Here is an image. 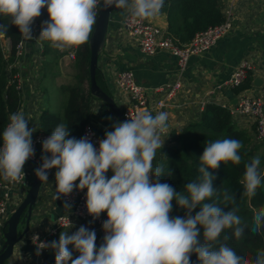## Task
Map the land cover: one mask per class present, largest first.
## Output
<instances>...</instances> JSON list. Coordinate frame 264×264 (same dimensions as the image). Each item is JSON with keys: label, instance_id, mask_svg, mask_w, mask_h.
I'll list each match as a JSON object with an SVG mask.
<instances>
[{"label": "clouds", "instance_id": "9594fccd", "mask_svg": "<svg viewBox=\"0 0 264 264\" xmlns=\"http://www.w3.org/2000/svg\"><path fill=\"white\" fill-rule=\"evenodd\" d=\"M164 5L165 0H0V17L9 21L0 23V30L6 32L9 25H15L23 40L35 39L39 46L48 42L65 52L89 41L101 8L115 6L130 18L144 21L158 16ZM45 8L48 19L41 21L40 34L34 38L32 25ZM8 119L0 137V179L13 184L24 179V166L35 155V130L23 111L11 113ZM168 119L167 112L145 110L117 120L111 130L105 129L98 147L87 133L76 138L65 124L55 126L41 141V164L34 169L35 176L46 183L49 171L56 169L55 200H63V206L70 208L66 198L86 189L89 224L103 213L107 219L102 222L99 247L95 229L81 225L72 234L61 231L58 241L37 243L39 238L34 236L37 256L52 249L55 264H241L242 257L232 247L225 243L214 247L225 230L232 229L240 238L249 226L236 209L224 211L218 203L209 202L217 191L209 169H218L222 162L239 165L242 142L234 138L209 141L199 156L200 175L184 185V191H177L161 182L164 169L153 166L165 142ZM260 165L259 155L245 164L240 184L249 197L264 183ZM231 198L225 194V200ZM173 201L185 210L183 216L172 215ZM250 227L253 233L264 227V207L255 212ZM251 264H264V249L257 251Z\"/></svg>", "mask_w": 264, "mask_h": 264}, {"label": "crops", "instance_id": "0c3cea01", "mask_svg": "<svg viewBox=\"0 0 264 264\" xmlns=\"http://www.w3.org/2000/svg\"><path fill=\"white\" fill-rule=\"evenodd\" d=\"M226 9L231 11L232 25L229 31L208 51L191 55L187 66L182 70L177 57L167 49H160L153 54L145 52L139 38L132 35L124 23L126 11L113 6L106 42L98 59V68L111 92L109 94L114 97L118 106L124 110L131 102L129 93L118 82L117 75L123 69L128 68L134 72L135 78L145 87L150 99L163 95V92L155 91L156 86L167 85L178 78L182 81L178 95L170 104L159 110L169 115L168 136L166 134L162 137L165 139L163 146L171 143L172 130L181 129L193 120L199 119L206 102L214 101L231 108L237 103L241 93L260 95L264 100V0H224L223 10ZM149 20L166 30L168 20L165 12ZM32 34L34 38L38 37L34 31ZM1 42L7 54L9 41L1 35ZM71 53H76V48L65 52L53 49L51 53L44 54L43 46H39L35 39L24 40L22 52L10 65L18 69L22 91V102L18 111H23L30 117L29 127L35 130L32 139L40 132L39 116L42 110L48 107L51 111H56L47 104L52 88L53 91L60 89L63 84L74 78L76 57H71ZM244 59L252 66L249 71L251 84L246 89L236 91L227 81ZM53 95L55 93L52 92L51 96ZM97 108L98 112L94 113ZM232 115L238 126L250 132L254 136V142L259 143L249 117ZM108 117L112 119L109 120ZM117 120L121 121L104 99L92 96L89 122L100 136L104 137L105 129L111 130V124ZM254 145L252 143V146ZM263 149L264 145L255 151V155H261ZM37 153L41 157V143L37 146ZM263 166L264 164L261 166L262 169ZM25 167L28 173L27 185L18 190L11 189L9 215L26 195L34 177V169L37 168L30 160L26 162ZM55 171L56 169L50 170L48 182L42 183L29 222L26 221L27 210L25 211L24 218L19 223V231L27 230L3 264L43 262L46 252L39 256L35 254L36 241L33 237L46 236L50 233V229L61 214L67 213L74 217L71 225L63 227L69 234L75 232L81 225L97 230L95 221L89 224L92 218L76 217L73 202H70V208H65L63 200L54 199ZM111 175L109 171L108 176ZM4 231V224L0 225V247L4 242Z\"/></svg>", "mask_w": 264, "mask_h": 264}, {"label": "trees", "instance_id": "16d2710c", "mask_svg": "<svg viewBox=\"0 0 264 264\" xmlns=\"http://www.w3.org/2000/svg\"><path fill=\"white\" fill-rule=\"evenodd\" d=\"M223 8L224 0H165L161 12L167 15L166 33L179 45H187L198 31L222 23L226 19ZM46 19H48V13L45 8L42 9V15L35 20L38 36L41 31V21ZM0 23L8 24L9 21L7 18L0 17ZM1 35L9 41L7 54L1 42ZM21 38L19 29L15 25H9L6 32L0 30V137L8 123L9 115L18 111L22 102L18 69L10 66L17 59V44ZM52 51L53 48L48 42H43V53L48 54ZM90 54L89 41L76 48L74 78L61 86L68 95L64 111L57 113L45 107L39 116L40 132L50 135L57 124L63 123L71 130L70 136L76 138L83 136L84 128L90 118V100L94 96L90 90ZM96 80L106 92L111 93L103 81L99 68L96 70ZM250 84L251 77L248 74L246 80L235 89L241 91L248 88ZM253 137L250 132L239 127L234 121L229 106L209 101L205 103L199 119L193 120L181 129L172 130L171 143L157 150L153 161L154 167L159 166L164 169L165 174L161 176V182L169 183L177 191H184V185L200 175L199 156L209 141L234 138L242 142L243 147L239 150L242 160L239 165L222 162L218 169H209L215 176L213 187L217 189L209 202L218 203L224 211L236 209V214L241 216L244 224L249 226L245 228L240 238L234 236L232 229L225 230L214 247H218L220 243L232 247L237 255L242 257L241 264H251L257 251L264 249V227L257 233H253L250 227L255 212L264 207V183L253 197L247 196L240 184L245 164L255 156V151L264 145V141L255 143ZM1 143L2 138H0V145ZM252 143L255 145L252 146ZM259 156L260 166H262L264 151ZM261 174L264 176V172ZM226 193L232 198L225 200ZM172 203L174 205L172 215L183 216L185 210L176 206L175 201ZM61 231H64V228L60 226L56 232L48 233L45 237L48 242L58 241ZM95 231L96 244L99 247L103 234ZM224 236H228L229 239L225 240ZM71 247L69 245V248ZM76 255L78 253H74V257ZM44 259L45 264H55L54 250L48 249ZM191 259L196 262V255L193 254Z\"/></svg>", "mask_w": 264, "mask_h": 264}, {"label": "built area", "instance_id": "2783aa9c", "mask_svg": "<svg viewBox=\"0 0 264 264\" xmlns=\"http://www.w3.org/2000/svg\"><path fill=\"white\" fill-rule=\"evenodd\" d=\"M226 19L217 25L210 26L209 28L198 31L193 39L187 45H179L176 43L172 37H170L166 30L160 27L159 25L151 22L150 20L140 21L138 19H132L127 14L124 18V23L127 26L129 32L138 37L142 49L149 53L153 54L160 49H167L171 54L177 57V62L179 67L183 70L193 54L203 53L212 48L218 40L226 34L231 28L230 9L225 10ZM33 31L37 33L38 28L36 23L33 24ZM24 47V40L21 38L17 44V56L22 52ZM71 57H75V53L70 54ZM252 68L251 63L244 59L240 66H238L227 83L230 86L236 87L246 80L248 77L249 71ZM18 75V74H17ZM118 82L119 84L129 93L131 102L127 105L123 112L124 115L128 118L134 116L138 112L145 110L151 111L152 113L159 112L164 106L170 104L179 93L182 87L181 79H176L172 83L167 85H159L155 87L156 92H163V95L156 98H149L146 93L145 87L138 82L135 78V74L131 69H123L118 73ZM19 87L21 88V83L19 81ZM232 114L237 116H248L251 123L254 125L255 134L258 140H264V100L260 95L241 93L238 96L237 103L230 108ZM9 122V119H8ZM8 124V123H7ZM89 134L93 143L98 147V142L103 137L100 136L93 124L88 122L84 128L83 135ZM48 134L38 132L33 138V147L35 149L34 157L29 160L32 161V164L35 167H38L41 163L40 156L37 153V146L45 139ZM2 146V143L1 145ZM25 177L22 181L18 183L9 184L2 179H0V225H3L6 219L9 216L10 211V198L12 195L11 189L18 190L27 185V169L24 166ZM85 192L84 191H74L66 199L69 202L75 204L74 214L76 217H81L85 219L92 218L87 214V209L85 207ZM107 219L106 213H103L99 219L95 220V227L103 235L102 222ZM74 217L70 214L64 213L58 216L56 223L50 229V233L57 231L58 227L69 226L73 223ZM38 236V241L48 242L45 236ZM48 249L42 250V253H45ZM37 264H45L39 262Z\"/></svg>", "mask_w": 264, "mask_h": 264}, {"label": "water", "instance_id": "95a60500", "mask_svg": "<svg viewBox=\"0 0 264 264\" xmlns=\"http://www.w3.org/2000/svg\"><path fill=\"white\" fill-rule=\"evenodd\" d=\"M112 7L107 9L101 8L98 10V17L95 25L93 26V32L91 33L89 39L90 45V90L91 93L97 97L104 99L115 111L117 116L121 121L127 119L124 115L123 110L118 106L114 97L107 93L97 82L96 80V70L98 68V59L101 51L104 48L106 42L107 31L109 27V20ZM50 155V154H49ZM41 164V163H40ZM39 164V165H40ZM42 182L35 176L32 179V182L28 188L26 195L23 200L18 204V206L11 212L8 219L4 223V242L0 247V263L5 261L11 256L14 250L15 244L20 240L24 232L19 231V223L24 218V213L27 210L26 221L29 222L30 215L33 209V206L36 203V200L39 195L40 187ZM27 228V227H26Z\"/></svg>", "mask_w": 264, "mask_h": 264}, {"label": "rangeland", "instance_id": "374dc122", "mask_svg": "<svg viewBox=\"0 0 264 264\" xmlns=\"http://www.w3.org/2000/svg\"><path fill=\"white\" fill-rule=\"evenodd\" d=\"M55 93V95L51 96V93ZM51 93L49 94V101H47V104H49L50 108L52 110H56L57 113H63L65 104L68 98L67 92L64 91L62 88H58L57 90L53 91V88L51 90ZM61 95V98H60ZM264 140H259V142H263ZM260 172H264V166L263 169L260 166Z\"/></svg>", "mask_w": 264, "mask_h": 264}]
</instances>
